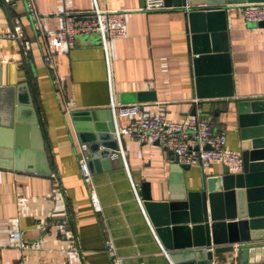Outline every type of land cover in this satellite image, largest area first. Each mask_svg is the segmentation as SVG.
Listing matches in <instances>:
<instances>
[{
  "label": "crops",
  "instance_id": "obj_1",
  "mask_svg": "<svg viewBox=\"0 0 264 264\" xmlns=\"http://www.w3.org/2000/svg\"><path fill=\"white\" fill-rule=\"evenodd\" d=\"M237 1V0H233ZM39 19L29 15L25 0H0V81L17 91L18 102L27 109L26 121L37 114L40 130L21 123L19 145L11 167H0V264H174L176 255L187 264L195 247L165 249L146 213L125 206L117 193L149 182L153 200H167L169 193L201 190L202 181L219 176L227 166L214 161L209 166H176L171 156L153 141L122 135L120 150L112 158L108 183L114 193L122 220L120 249L136 251L117 257L107 219L93 203L92 184L85 182L80 158L88 152L78 137V128L93 113L120 104L124 93L154 91L155 101L139 103L144 114L163 113L181 122L195 115L226 130V148L241 154L239 105L251 111V101L264 99V27L247 23L241 6L248 2L226 3L225 41L231 62L233 96H219L213 87L205 97L195 94L191 57L183 8L145 10V0H33ZM124 11L127 34L103 47L99 35H79L59 49L51 44L60 23L59 11L88 12L94 7ZM199 4L193 9H216ZM17 35L25 43L21 44ZM224 42V41H223ZM52 53L54 69L45 56ZM225 90V83H220ZM229 88V85H228ZM221 89V90H222ZM33 104L35 113L29 108ZM122 104V103H121ZM99 119L101 117L99 116ZM120 117L116 128L125 127ZM8 145L10 133L2 135ZM23 148V150H22ZM124 153V157L122 155ZM60 174V180L55 176ZM20 230L27 243L39 242V249L13 248V231ZM160 244L161 250H157ZM112 245L113 252L109 251ZM241 243L235 250L215 254L243 262ZM247 259L264 263V239L246 244ZM244 263V262H243Z\"/></svg>",
  "mask_w": 264,
  "mask_h": 264
},
{
  "label": "water",
  "instance_id": "obj_2",
  "mask_svg": "<svg viewBox=\"0 0 264 264\" xmlns=\"http://www.w3.org/2000/svg\"><path fill=\"white\" fill-rule=\"evenodd\" d=\"M257 3L264 0H165L168 7L183 8L187 32V45L191 57V69L195 94L205 97L213 87L222 92L219 96H233L231 62L225 31L227 30L226 3ZM199 4L219 6L216 9H193ZM264 27V21L257 23ZM101 39V38H100ZM224 41V42H223ZM220 83H225V90ZM229 85V88H228ZM222 89V90H221ZM154 91L124 93L122 104L145 103L156 100ZM239 136L243 167L232 171L228 166L221 175L202 181L201 190L169 193L167 200H153L151 185L142 182L137 194L131 187L117 193L121 209L133 205L136 212L146 213L161 245L167 250L195 247L185 260L187 264H212L215 254L233 252L234 244L241 243L244 263H260L261 260L247 259L246 244L251 240L264 239V99L251 101L252 110L239 105ZM29 108L35 113L31 102ZM24 107L18 102L15 88L5 87L0 81V167H11L19 150L16 141L21 123L40 130L37 114L26 121ZM195 115V109H193ZM99 116L101 119H99ZM78 128V137L88 152V166L92 174V185L101 211L107 219L112 243L117 256L124 257L136 251L120 249L119 236L115 234L123 226L122 220L115 219L119 213L116 199L104 172L111 171L114 155L120 150L115 137L116 122L113 111L93 113L86 123ZM10 133L8 145L2 143V135ZM155 144L160 145L159 142ZM206 146L205 149H209ZM176 166L183 170L189 164H180L177 152L164 148ZM23 150V148H22ZM123 203H126L125 205ZM157 250H161L160 244ZM174 264L182 262L176 255H170Z\"/></svg>",
  "mask_w": 264,
  "mask_h": 264
},
{
  "label": "built area",
  "instance_id": "obj_3",
  "mask_svg": "<svg viewBox=\"0 0 264 264\" xmlns=\"http://www.w3.org/2000/svg\"><path fill=\"white\" fill-rule=\"evenodd\" d=\"M6 3L10 0H4ZM29 15L33 21L39 19L33 0H25ZM145 10L161 11L166 9L165 0H145ZM241 15L247 23H259L264 21V2L246 3L241 6ZM60 26L53 34L51 44L59 49L66 43H73L79 35L97 34L102 40L103 47L107 51V43L112 39L123 38L127 34V22L124 11L102 9L98 6L88 12L64 10L56 13ZM24 46V42L17 35ZM50 69H54L52 53L45 56ZM111 108L115 122L120 117L130 118L125 127L116 128L115 137L121 141L122 135L136 136L140 141L159 142L166 149L178 154L180 164L209 166L218 161L228 166L232 171H240L243 167L241 154L226 148V130L223 127H215L210 121L196 115L187 116L181 122L168 119L163 113L144 114L138 103L116 104ZM209 146V149H205ZM86 150V148H85ZM87 152V151H86ZM124 157V153L122 152ZM88 154L80 158V167L85 182L92 184V174L88 166ZM60 180V174L55 176V181ZM135 193L137 189L133 186ZM93 203L97 209H101L95 192L92 194ZM11 238L15 241L13 248L39 249V242L27 243L23 240L20 230L13 231ZM109 251L113 252L112 245ZM118 257V256H117ZM212 264H264L243 263L237 257L225 261L214 258Z\"/></svg>",
  "mask_w": 264,
  "mask_h": 264
}]
</instances>
